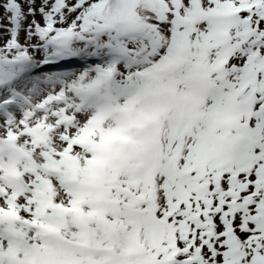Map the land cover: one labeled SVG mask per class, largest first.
I'll list each match as a JSON object with an SVG mask.
<instances>
[{
  "label": "snow or ice",
  "instance_id": "1",
  "mask_svg": "<svg viewBox=\"0 0 264 264\" xmlns=\"http://www.w3.org/2000/svg\"><path fill=\"white\" fill-rule=\"evenodd\" d=\"M0 264H264V0H0Z\"/></svg>",
  "mask_w": 264,
  "mask_h": 264
}]
</instances>
